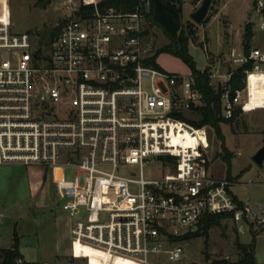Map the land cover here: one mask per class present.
Listing matches in <instances>:
<instances>
[{
    "label": "built area",
    "instance_id": "2783aa9c",
    "mask_svg": "<svg viewBox=\"0 0 264 264\" xmlns=\"http://www.w3.org/2000/svg\"><path fill=\"white\" fill-rule=\"evenodd\" d=\"M109 2L66 0L60 29L46 45L0 22V165L75 171L60 183L67 215L73 220L86 212L72 221L73 256L78 243L99 249L109 262L149 264L150 255L161 253L176 262L184 249L175 239L216 215L238 232L264 230V205L240 201L230 180L208 172L209 126L182 120L207 102L190 70L159 67L145 34L150 0L128 10ZM250 20L258 32L252 28L248 50L243 43L231 49L222 70L209 62L199 69L215 93L222 90L218 118L224 120L246 107L249 82L264 75V0H253ZM238 72L243 85L232 88ZM173 123L188 125L197 138L184 160L166 132ZM156 158L165 174L144 179V167ZM128 167H138V177ZM14 264L47 263L18 258Z\"/></svg>",
    "mask_w": 264,
    "mask_h": 264
},
{
    "label": "rangeland",
    "instance_id": "374dc122",
    "mask_svg": "<svg viewBox=\"0 0 264 264\" xmlns=\"http://www.w3.org/2000/svg\"><path fill=\"white\" fill-rule=\"evenodd\" d=\"M65 1L53 0L41 9L36 6L37 0H0V22H8L14 33H28L35 42H39L41 33L57 27L64 19ZM202 1L182 0V26L184 30L191 27L192 31L189 54L200 70L205 69L208 62L222 70L227 67V53L231 49H239L243 43L244 27L253 0H213L206 19L196 24L190 15ZM252 26L253 31L258 32L256 25ZM149 37L156 51L169 43L158 28H152ZM260 38L262 34L256 33L254 43L258 44ZM157 63L169 73L189 71L179 57L169 52H161ZM244 99L246 102L242 107L246 106L248 110L239 113L231 124L221 123L229 161L220 157L223 154L221 141L214 129L208 128L211 146L208 172L216 178L230 180L233 183L231 190L240 201L250 200L254 207H258L264 205V164L257 165L252 157L264 144V75L249 82ZM190 117L197 119L194 114ZM172 133L171 144H180L184 153L192 152L194 146L189 130ZM153 161L143 169L146 180L161 179L165 174L163 163L158 158ZM39 167L45 169V184L32 181L28 166L0 165V263L1 249L11 248L17 236L21 258L28 263L105 264L103 261H106L107 264H135L129 259L109 262L102 251L78 243L72 255V221L85 219L86 212L81 211L73 220L67 215L62 208L65 197L60 183L73 179L75 171L69 167ZM137 168L128 167L127 171L136 172L138 177ZM238 244L250 246L256 263L264 264V230L258 228L252 233L243 226V232H238L235 225L226 219L212 227L207 236L179 242L178 245L184 249L181 260L172 262L163 253L150 255L148 260L149 264L234 263L241 258Z\"/></svg>",
    "mask_w": 264,
    "mask_h": 264
},
{
    "label": "trees",
    "instance_id": "16d2710c",
    "mask_svg": "<svg viewBox=\"0 0 264 264\" xmlns=\"http://www.w3.org/2000/svg\"><path fill=\"white\" fill-rule=\"evenodd\" d=\"M53 0H37L36 6L45 9L47 5H49ZM136 0H110L109 5L122 7L124 10H128L132 8L133 4ZM181 14H182V0H150V11L146 14L147 20V30L145 32L146 35H149L152 28H158L165 38L169 41L167 45L162 47L161 49L155 52L154 58L157 59L161 52H169L177 57H179L189 68L192 74L196 77V84L199 90L203 93L206 99V106L200 108L197 111V119H186L182 118L195 128H200L202 126H209L214 129L217 139L221 141V152L220 157L229 161L230 154L225 149V141L224 137L221 133V123L231 124L235 117L239 113H244L248 110V108L243 107L237 110L234 114V117L229 120H224L218 118V114L220 113V96L222 90H219L218 93H215L208 85V77L207 72L201 73L199 69H197L196 63L194 59L189 54V43L191 36V27H187L186 30L183 29L181 22ZM62 23V22H61ZM60 26L52 27L48 29L44 33H41L40 45H46L53 36L59 31ZM252 36V25L248 22L244 27V35H243V45L244 49L248 50L250 39ZM153 58V59H154ZM154 62V60H153ZM232 88L241 87L242 79L240 73L238 72L235 77L230 82ZM181 130H190L188 125H182L180 123H173L172 126L166 131L168 136L171 137L174 135L172 132H178ZM189 138L192 139L193 149L192 152H195L197 146V138L191 132L189 134ZM182 155V159L188 155L184 153ZM171 159H167L170 161ZM225 219L224 215H216L206 217L203 221L202 226L195 233L186 234L181 238L175 239L176 242H181L185 240H190L193 238H198L200 236H207L209 230L218 226L222 220ZM18 237H15V244L9 249H1V263L0 264H14L16 259L21 258V255L18 250ZM239 249L241 250V258L234 262L221 261L216 262L214 264H257L254 257L253 249L250 246L240 245L238 244Z\"/></svg>",
    "mask_w": 264,
    "mask_h": 264
},
{
    "label": "water",
    "instance_id": "95a60500",
    "mask_svg": "<svg viewBox=\"0 0 264 264\" xmlns=\"http://www.w3.org/2000/svg\"><path fill=\"white\" fill-rule=\"evenodd\" d=\"M213 0H203L200 7L191 13L190 18L196 24H201L205 19L210 10ZM252 24V20L248 21ZM253 161L262 166L264 162V144L258 149V151L252 157Z\"/></svg>",
    "mask_w": 264,
    "mask_h": 264
},
{
    "label": "crops",
    "instance_id": "0c3cea01",
    "mask_svg": "<svg viewBox=\"0 0 264 264\" xmlns=\"http://www.w3.org/2000/svg\"><path fill=\"white\" fill-rule=\"evenodd\" d=\"M197 69H198V67H197ZM28 170H30V172L32 174V181L33 182H35L37 184L38 183L40 184L41 182H42V184H45L47 182V177L45 175V169L43 170V169H41V167L33 165V166H28ZM19 248H20V244L18 246V250H19ZM19 253H20V250H19Z\"/></svg>",
    "mask_w": 264,
    "mask_h": 264
},
{
    "label": "bare ground",
    "instance_id": "6f19581e",
    "mask_svg": "<svg viewBox=\"0 0 264 264\" xmlns=\"http://www.w3.org/2000/svg\"><path fill=\"white\" fill-rule=\"evenodd\" d=\"M98 252H100V250L98 249Z\"/></svg>",
    "mask_w": 264,
    "mask_h": 264
}]
</instances>
